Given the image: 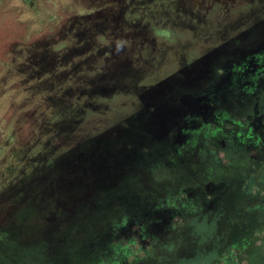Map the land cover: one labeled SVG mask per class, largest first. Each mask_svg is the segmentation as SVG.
<instances>
[{
    "label": "rangeland",
    "instance_id": "374dc122",
    "mask_svg": "<svg viewBox=\"0 0 264 264\" xmlns=\"http://www.w3.org/2000/svg\"><path fill=\"white\" fill-rule=\"evenodd\" d=\"M251 205L264 0H0V264H264Z\"/></svg>",
    "mask_w": 264,
    "mask_h": 264
},
{
    "label": "trees",
    "instance_id": "16d2710c",
    "mask_svg": "<svg viewBox=\"0 0 264 264\" xmlns=\"http://www.w3.org/2000/svg\"><path fill=\"white\" fill-rule=\"evenodd\" d=\"M253 167H256V163L253 162ZM182 175H186L185 172L182 173ZM251 219H252V225L245 230V232L242 234L244 238H246L247 243H251L254 236L264 229V207L261 205H251L248 209ZM24 255L21 259H19V264H34L39 263L44 259V254L42 253L41 249L39 248H31L24 250ZM136 258L134 256H128V262L134 263ZM16 262L12 261H6L5 264H15ZM17 263V264H18ZM121 263V261L119 262ZM123 264V263H122Z\"/></svg>",
    "mask_w": 264,
    "mask_h": 264
}]
</instances>
